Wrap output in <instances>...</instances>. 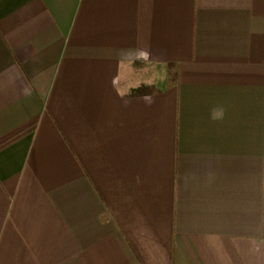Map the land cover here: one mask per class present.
Returning <instances> with one entry per match:
<instances>
[{
    "label": "crops",
    "instance_id": "0c3cea01",
    "mask_svg": "<svg viewBox=\"0 0 264 264\" xmlns=\"http://www.w3.org/2000/svg\"><path fill=\"white\" fill-rule=\"evenodd\" d=\"M0 264H264V0H0Z\"/></svg>",
    "mask_w": 264,
    "mask_h": 264
}]
</instances>
